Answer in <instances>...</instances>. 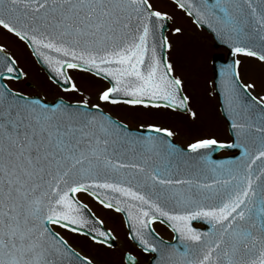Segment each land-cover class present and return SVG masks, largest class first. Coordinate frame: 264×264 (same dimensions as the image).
<instances>
[{
	"label": "snow or ice",
	"instance_id": "snow-or-ice-1",
	"mask_svg": "<svg viewBox=\"0 0 264 264\" xmlns=\"http://www.w3.org/2000/svg\"><path fill=\"white\" fill-rule=\"evenodd\" d=\"M161 4L0 0V29L30 50L51 83L81 97L50 103L14 90L10 82L24 73L0 44V264H95L62 234L115 247L87 200L123 215L134 249L121 264H140L138 254L149 264H264V95L240 71L245 59L264 65V0H168L229 56L211 65V92L231 139L208 134L186 147L171 127L130 129L102 107L197 118L189 82L169 58L174 17ZM70 70L103 82L96 103ZM214 149L238 155L217 161Z\"/></svg>",
	"mask_w": 264,
	"mask_h": 264
},
{
	"label": "rangeland",
	"instance_id": "rangeland-1",
	"mask_svg": "<svg viewBox=\"0 0 264 264\" xmlns=\"http://www.w3.org/2000/svg\"><path fill=\"white\" fill-rule=\"evenodd\" d=\"M162 10L172 12L178 22L181 18L179 11H173L168 6V0H162ZM173 22V21H172ZM182 28V34L176 37L170 31L167 32L169 40L173 44L172 52L169 56L178 57L180 65L177 72L188 80V91L193 96L192 107L197 112V118L192 121L182 113H171L167 110L153 111L145 113L143 111L130 110L126 106H106L102 105L105 111L127 123L130 127H137L139 124H146L149 119L147 115H153L154 123L161 126L171 127L176 133L175 137L182 145H187L196 138L205 135H214L217 139L228 141L230 139L225 120L223 119L216 94L211 92V64L210 59L213 53L223 52L226 49L215 47L210 36L193 29L191 31L185 23L176 25ZM173 24V27H176ZM171 60L173 58H170ZM241 78L244 82L255 81L256 90L254 94L264 95V65L255 60L245 59L241 65ZM77 85L83 90L84 96L89 99V103H96V90L103 82L96 81L89 74L70 70ZM45 75V73H44ZM48 76H43L41 87L37 86L39 95L44 99L52 100L57 96L69 101H78L80 95L72 92L65 93L51 85L47 80ZM146 122V123H145ZM227 150H220L218 153H226ZM70 233H66L69 236Z\"/></svg>",
	"mask_w": 264,
	"mask_h": 264
},
{
	"label": "flooded vegetation",
	"instance_id": "flooded-vegetation-1",
	"mask_svg": "<svg viewBox=\"0 0 264 264\" xmlns=\"http://www.w3.org/2000/svg\"><path fill=\"white\" fill-rule=\"evenodd\" d=\"M172 21H171V27H173V24H175L176 26L178 25V23L179 25L180 23H185L191 31L195 29L197 31L203 32L204 34L210 36V39L213 41L212 36L206 30H203V31L198 30L196 26L193 25L191 21L186 16H184L182 13H181V18L179 19V22L177 18H174ZM171 27L167 29L166 34L168 31L171 30ZM180 35H183V34H180ZM176 36L178 35H175L174 37ZM0 44H4L6 48L8 49V51L17 59L18 67L24 73V75L20 79L10 82L9 86L12 87L14 90L23 92L26 95H39V92H38L39 90H36V88L38 85H40V87L41 85H43L42 84L43 76H45L46 74L44 75L45 73L44 70L35 61L30 50L26 48L14 36H9L2 29H0ZM171 52L172 51H170V53ZM217 53L224 55L223 52H217ZM212 55H215V53H213ZM169 58H173L172 61L176 68L180 65L179 60L177 59L178 58L177 56L176 57L169 56ZM210 64H211V59H210ZM47 80H48V77H47ZM51 85H55V84L51 83ZM55 87L61 90V88H59L57 85H55ZM152 118H154V116L148 114L147 119H149L150 121H148L147 123H154L153 122L154 120H152ZM117 119L120 120V118H117ZM125 124L128 127H130L127 123ZM140 125L141 124H139L137 127H131V128L139 129ZM173 140L179 146H183V147L187 146V145H182L175 136L173 137ZM228 153L229 152L219 153V155L223 156V155H227ZM87 202L89 203V206L92 208V211L96 214V216L104 220V227L106 229H110L112 231V234L116 237L115 247L112 249L100 248L98 246L91 245L90 242L86 241L82 237L73 236L72 234H69V236H67L66 233L64 232H62V234L65 235V237L69 240V242L73 245V247L77 248L78 251H82L84 254L91 255L94 258L95 264H121L122 253L126 250L134 249V245L127 238L128 229L124 223L123 215L115 213L114 211L103 209L100 206L91 202L90 200H87ZM195 226L201 229L204 227L202 224H199V223H197ZM154 227L156 229V232L159 234V236L162 239H164L165 241L172 240L173 233H171V231L165 225L157 223L156 225H154ZM57 230L62 231L60 229H57ZM137 259H139L140 264H149L151 257L148 255L138 254Z\"/></svg>",
	"mask_w": 264,
	"mask_h": 264
},
{
	"label": "water",
	"instance_id": "water-1",
	"mask_svg": "<svg viewBox=\"0 0 264 264\" xmlns=\"http://www.w3.org/2000/svg\"><path fill=\"white\" fill-rule=\"evenodd\" d=\"M214 45L216 46V47H219V46H223L222 44H221V42L220 41H214ZM224 47V46H223ZM215 56V59H212V64H215L217 67L219 66V65H221V64H223V63H226V62H228V60H229V56H228V52H227V55H226V58H224L223 57V55H221V54H215L214 55ZM35 58V57H34ZM36 59V58H35ZM36 61L38 62V60L36 59ZM38 64L45 70V72L47 73V75H49V73L47 72V70L45 69V67H43L42 65H41V63L40 62H38ZM39 97V96H38ZM41 98V97H40ZM217 98H218V102H219V109H220V112H221V115H222V117L224 118V120H225V122H226V125H227V129H228V122H227V120H226V116H225V114L223 113V111H222V108H221V101H220V98L217 96ZM58 100H61V98H57V99H55L53 102H56V101H58ZM63 100V99H62ZM65 101V100H64ZM48 102H50V101H48ZM65 102H67V101H65ZM51 103V102H50ZM70 103V102H69ZM229 131V130H228ZM229 134H230V132H229ZM230 136H231V134H230ZM218 150H220V149H214L213 150V152L211 153V158L213 159V160H217V161H220V160H228V159H233L236 155H238V152L236 153V155H232V156H227V157H216L215 156V154H216V152L218 151ZM230 150V149H229Z\"/></svg>",
	"mask_w": 264,
	"mask_h": 264
}]
</instances>
